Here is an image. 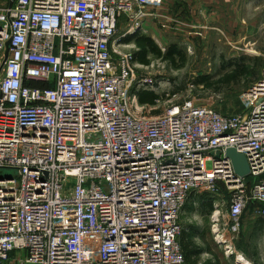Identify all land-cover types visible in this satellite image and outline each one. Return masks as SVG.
<instances>
[{"label": "built area", "instance_id": "built-area-1", "mask_svg": "<svg viewBox=\"0 0 264 264\" xmlns=\"http://www.w3.org/2000/svg\"><path fill=\"white\" fill-rule=\"evenodd\" d=\"M164 2L0 0V167L18 171L0 176V264H187L180 219L194 192L227 197L219 242L239 238L249 206L264 216V66L241 113L132 110L120 24L134 34Z\"/></svg>", "mask_w": 264, "mask_h": 264}, {"label": "rangeland", "instance_id": "rangeland-1", "mask_svg": "<svg viewBox=\"0 0 264 264\" xmlns=\"http://www.w3.org/2000/svg\"><path fill=\"white\" fill-rule=\"evenodd\" d=\"M170 0H165L163 6L158 9H148V16L144 20L143 29H137L134 34L132 28L126 25L125 21L120 24L119 40L122 46H118L116 57L121 53L136 52V36L145 35L152 38L163 53L172 46H177L180 54L175 56L176 63L170 60L149 55L150 63L142 64L133 60L134 74L131 84V106L137 115L153 117L162 114L172 105H181L192 101L198 105L211 107L223 114H238L243 110L242 95L250 84L258 77L261 68L264 66V55L253 56L236 52L230 48L229 43L226 49L219 47L218 37L211 38L209 47L204 45L202 39L192 41L189 45L186 34L183 31L178 33L174 29L169 10ZM130 35L132 38H125ZM134 45V46H133ZM242 55H248L247 66L250 74L242 79H230V84L222 82L234 67L228 66L223 70V62L227 65L231 59ZM203 77H209L211 81L208 86L202 82ZM152 81L154 91L160 102L155 105L141 104L138 99L139 85L145 81ZM1 177H17L18 171L13 168H1ZM252 179L251 177L249 178ZM229 202L225 195L215 196L209 192L193 193L184 207L181 214L182 232L191 235L194 241L202 249L203 253L196 259V264H234L239 248L255 252L257 264H264V236L256 238V244L250 248V227L253 212L249 206L244 212V225L247 227L241 231L239 238L231 240L229 244L219 240L223 237L222 232L227 223ZM218 211V212H217ZM216 212V214H214ZM220 235V236H219ZM219 236V237H218ZM222 236V237H221ZM218 237V238H217ZM229 245L231 248L227 247ZM232 252L227 255V252ZM195 258L191 262H194ZM187 264H190L187 262Z\"/></svg>", "mask_w": 264, "mask_h": 264}, {"label": "crops", "instance_id": "crops-1", "mask_svg": "<svg viewBox=\"0 0 264 264\" xmlns=\"http://www.w3.org/2000/svg\"><path fill=\"white\" fill-rule=\"evenodd\" d=\"M169 2L174 29L177 33L183 31L186 34L189 45L194 40L202 39L204 45L209 47L211 38L217 36L221 49H226L229 43V47L236 52L253 56L264 55V0H170ZM129 37L132 38L130 35H126L125 38ZM134 43L138 51L136 41ZM252 216L249 223L251 224L249 243L250 248L254 249L256 238L260 235L264 236V216L256 211ZM243 228L244 230L247 228L244 225V215ZM231 252L229 250L227 255ZM255 259L254 250L239 248L234 264H257Z\"/></svg>", "mask_w": 264, "mask_h": 264}, {"label": "trees", "instance_id": "trees-1", "mask_svg": "<svg viewBox=\"0 0 264 264\" xmlns=\"http://www.w3.org/2000/svg\"><path fill=\"white\" fill-rule=\"evenodd\" d=\"M136 45L138 46L139 50L134 52V59L139 61L142 64L148 65L150 63L149 55L153 54L157 57H163L170 60L173 63H176L177 54H180V51L177 46H171L166 53H163L162 49L159 45L150 37L145 35L136 36L135 38ZM247 57L248 55H242L238 58L231 59L230 62L226 65L225 59L222 60L223 67L222 69L225 70L228 66H233L234 68L227 73L225 76L226 78L222 80L225 84H230V79H242L244 76L250 74V69L247 66ZM211 79L209 77H203L202 82L209 85ZM138 99L141 104L147 105H155L156 100L158 99V95L151 90L148 89H140L138 92ZM180 241L185 253L186 262L190 264H196V259L202 254V249L198 246V244L194 241L191 235H187L186 233L180 237ZM195 258L194 262H191L192 259Z\"/></svg>", "mask_w": 264, "mask_h": 264}, {"label": "water", "instance_id": "water-1", "mask_svg": "<svg viewBox=\"0 0 264 264\" xmlns=\"http://www.w3.org/2000/svg\"><path fill=\"white\" fill-rule=\"evenodd\" d=\"M8 52L9 50H7L6 52V57L8 56ZM221 154L222 151L219 150L216 153V156L219 157L221 156ZM224 154L226 157L231 159L234 166V170L237 175L241 177H248L250 175L251 171H250L249 163L247 161L246 156L243 153H240L235 148L230 147L226 149ZM8 178H12V177H8Z\"/></svg>", "mask_w": 264, "mask_h": 264}, {"label": "bare ground", "instance_id": "bare-ground-1", "mask_svg": "<svg viewBox=\"0 0 264 264\" xmlns=\"http://www.w3.org/2000/svg\"><path fill=\"white\" fill-rule=\"evenodd\" d=\"M143 29V28H142ZM243 259V261L245 262V259L244 258H242ZM245 263H247V262H245Z\"/></svg>", "mask_w": 264, "mask_h": 264}]
</instances>
